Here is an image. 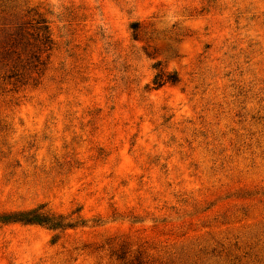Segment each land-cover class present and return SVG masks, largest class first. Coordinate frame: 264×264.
Listing matches in <instances>:
<instances>
[{
    "label": "rangeland",
    "instance_id": "1",
    "mask_svg": "<svg viewBox=\"0 0 264 264\" xmlns=\"http://www.w3.org/2000/svg\"><path fill=\"white\" fill-rule=\"evenodd\" d=\"M1 9L42 13L54 47L0 79V214L87 226L0 225V264H264V0ZM156 62L180 82L153 90Z\"/></svg>",
    "mask_w": 264,
    "mask_h": 264
},
{
    "label": "trees",
    "instance_id": "2",
    "mask_svg": "<svg viewBox=\"0 0 264 264\" xmlns=\"http://www.w3.org/2000/svg\"><path fill=\"white\" fill-rule=\"evenodd\" d=\"M134 37H136V26ZM54 47L50 22L42 14L33 10L27 15L10 14L6 9L0 12V79L24 85L40 76L46 69L47 60ZM45 55V58L43 56ZM47 58V59H46ZM155 75L152 89L158 90L166 84L180 82L176 72H166L161 62L153 65ZM22 224L46 227L50 230H66L86 227L87 221L80 216L76 221L56 215L46 205L0 214V225Z\"/></svg>",
    "mask_w": 264,
    "mask_h": 264
}]
</instances>
